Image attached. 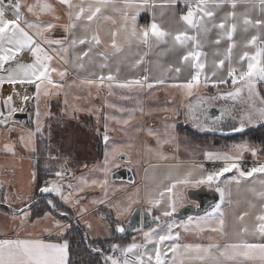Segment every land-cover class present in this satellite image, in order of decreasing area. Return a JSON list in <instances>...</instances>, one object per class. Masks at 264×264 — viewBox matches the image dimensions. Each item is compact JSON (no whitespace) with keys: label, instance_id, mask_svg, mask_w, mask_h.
<instances>
[{"label":"snow or ice","instance_id":"snow-or-ice-1","mask_svg":"<svg viewBox=\"0 0 264 264\" xmlns=\"http://www.w3.org/2000/svg\"><path fill=\"white\" fill-rule=\"evenodd\" d=\"M182 2L183 9L178 7L181 0H0V88L13 89L0 101V153L13 161L29 160V185L38 179L36 165L41 159L46 172L55 177L45 179L39 188L47 208L36 213L32 196L16 187L14 178L0 179V205L10 210L0 216L12 225H0V264H74L66 237L71 225L58 216H69L65 205L80 218L89 214L81 195L87 189L104 191L102 199L88 203L115 212V232L127 231L122 217L129 218L128 227L142 231V242L133 237L126 245H110L119 255H103L104 249L89 243L105 264H264V148L247 140L225 150H204L201 162L168 164L164 178L154 187L146 186L143 196L135 187L124 200L108 199L114 169L138 166L142 155L164 162L178 161L182 148L194 155L200 145L191 144L187 136L182 145L176 132V118L181 115L205 134L243 133L249 125H264V96L257 89V83L264 82V0ZM166 9L169 15L163 19ZM142 12H151V22L138 23ZM150 54L154 60L148 59ZM169 54L175 57L173 62L162 63ZM125 70L128 74L122 75ZM71 72L76 76L70 77ZM183 73L187 78L180 81ZM229 83L230 90H220ZM17 85L24 89L22 96ZM29 87L34 90L31 94ZM209 87L216 89L214 95L200 94L201 88ZM157 88L176 89L183 100L195 97V103L182 100L178 107L146 109L141 97L146 93L153 99ZM102 93L103 108L109 110L102 132L104 160L88 175H76L67 157L53 154L52 144L45 145L46 156L38 148V138L51 139V125L45 122L53 113L47 101L63 94L70 107L66 116L75 119L76 113L87 112L99 123L100 107L69 106L68 96L88 101ZM14 96L25 103L34 100V127L14 119L17 112L26 111L13 103ZM217 100L238 101L243 107L236 111L234 105L221 106L219 114L211 113ZM157 112L166 114L162 128L140 123ZM117 132L126 141L110 144V133ZM142 136L155 141V146ZM246 153L256 158L254 166H243ZM11 167L14 177L15 163ZM200 190L214 191L219 198L203 207L190 199V193ZM242 191L250 194L243 200ZM141 203L144 210L135 207ZM187 204L202 214L177 219ZM145 212L155 226L143 231L131 217L139 214L143 225ZM100 219H105L103 213ZM83 222L93 229L91 222Z\"/></svg>","mask_w":264,"mask_h":264},{"label":"crops","instance_id":"crops-1","mask_svg":"<svg viewBox=\"0 0 264 264\" xmlns=\"http://www.w3.org/2000/svg\"><path fill=\"white\" fill-rule=\"evenodd\" d=\"M178 7L180 9H183L184 5H183L182 0H181V3L179 4ZM157 12L159 13V9L157 10ZM168 15H169V10L166 9L165 10V16L163 17V19H167ZM151 19H152L151 12H142L140 18H138V23H140V24L149 23V22H151ZM23 59H24L25 62H28V60H29L27 55H25L23 57ZM148 59L154 60L155 57L150 54ZM174 59H175V57H173V56H171V54H169V55L163 57L161 59V62L167 64V63L173 62ZM127 74H128L127 70L122 72V75H127ZM75 76H76L75 72H71L70 73V77H75ZM186 78H187V73H183L180 76L179 79H180V81H183ZM168 80L170 82H174L173 81V77H171V76L168 77ZM230 87H231V85L229 83V85L226 88H222L220 90L221 91H227V90H230ZM16 88H17V90H19L21 92V96H22L24 94V89H22L19 85H17ZM257 89L260 91V94H261V91L264 90V82H258L257 83ZM207 90L201 88L200 94L201 95L211 96V95H214L215 92H216V90H215V92H209ZM12 91H13V89H12V86H10V85H4L2 88H0V101H2L8 94H11ZM27 91L29 92V94H31L34 90L31 87H29L27 89ZM76 94L81 95V96L84 95V93H76ZM104 95H101L100 97H96L94 95L93 97L89 98L88 101H85L84 99H81L79 101H75L73 99V95L70 94L68 96V101L71 102L70 105H72L73 103H77V104H80V105H87V106H90L91 104H95L96 106L101 108L102 117H104V114L109 111L108 109L103 108V97H104ZM52 98H53V100L50 101V99H49L47 101L48 104H50L51 102H54V100H56L57 103H59L58 107L60 109H63L64 112L70 110V107H66L65 104H64V95L63 94H61L60 96L52 97ZM141 98H142V100H143V102L145 104L146 109L148 107H152V108L178 107V106H180L181 101L183 100L182 95L176 89H173V88H167V89H165V88H157L155 90V96H154L153 99H149L148 95L146 93ZM109 99L112 100L111 97ZM193 100H195V97L189 98V100H183V103L187 104L190 101L192 102ZM147 102H148V106H147ZM13 103L16 105L14 100H13ZM214 103H216L218 106H233L234 105L236 111H239L243 107V105L240 102H238V101L237 102H233L231 100H228V101L217 100ZM181 111H183L182 108H181ZM78 113H80V116L83 117V118L90 117V118L94 119V117L96 116V115H90L87 112H78ZM165 115L166 114H164V113L157 112V113H154L152 117H147V116L144 117L143 120L140 121V123H143L145 126H154V127H157V128H162L163 124H158V123H159L160 119H165ZM168 118L172 119L171 116H168ZM176 123H177L176 132L179 135V137H180V135L183 136V137L187 136L189 138V142L191 144L200 145L199 148L194 149V155H189V153H186L185 156H182L181 153L179 152L177 154L178 157H179L178 161H167V162L159 161V160H156L154 158H150L147 155H142L140 157L141 162H140V164L138 166L135 163L132 164V165H135L137 167V169H135L136 172L133 171V169H132V172H133V175H134L135 184L121 182V181H119V182L113 181V187L110 188L109 191H108V199H109V201L115 202V200L117 198L122 197L123 195H128L130 192H132L134 190L135 187H139L141 189V196H143V193H144V190H145L146 186L147 187H154L161 179L164 178V176L167 173V165L168 164H174V163L191 164L193 161L201 162L202 159H203L202 152L204 150H225L227 146H230L233 143H238V142H240L242 140H247L250 143H252V144H254V145H256L258 147V145L256 143H254L253 141H251L249 138L243 137V136H239L241 133H234V132L208 133L210 135L215 134L216 137L223 138L221 141H217L216 138H213L210 135L209 136H204L205 133L199 132L198 130L194 129L190 122L189 123H185L184 122V118H183L182 115L180 117L176 118ZM236 123H238V122H236ZM180 124H183L185 126H189L188 127L189 129H191L195 133H198L201 136H198V137L189 136V135L181 132L179 130V128H178V125H180ZM260 125L261 124L249 125L244 130V132L247 131V130L256 128L257 126H260ZM110 137H111V140L126 141V137H124L122 133H119L118 135H116L115 133H110ZM13 138L15 139L14 136H13ZM0 139H2V137H0ZM142 139L148 141L150 144L155 146V141L151 140L150 138H146V136H142ZM197 149H199L200 152H198L197 155H195V152L197 151ZM165 151L167 153L171 154L172 150H171V148L166 146ZM135 159H136V157H135ZM255 159L256 158L252 157L250 153H246L245 154V160H255ZM204 163H206V162H204ZM153 165H155V167H153ZM82 174L86 175L87 172L86 171L82 172ZM78 175H81V174H78ZM100 175H102V174H100ZM13 178L14 177H11L10 179H13ZM16 180H17V178H16ZM27 192H29V194H31V196H33V193L35 192V184L34 185H30V188L27 190ZM87 192H90V191L86 190L85 193L81 194V195H83L85 197V199L82 201V203H84V204H87L88 201H91L93 199H97V198L102 199L104 197V194H102L100 196L99 195H97V196L95 195V196H90L89 197V194ZM215 194L217 195V199H218L219 198L218 194L217 193H215ZM248 195H250V194L245 193V192L242 191L241 194H240V198L243 200ZM234 196H235V190H234ZM87 199H89V200L86 203ZM138 206L141 207L142 209L146 208V206L143 203H141ZM88 207L90 208V212H89V214H86L83 218L78 217L75 214V212L73 211V218L75 220H77V222L79 223V225L81 227H82V225L80 224V222L82 220H85L86 218H89L93 214H95L97 216L98 213L99 214H101V213L104 214L105 219H107V221L109 223V226L111 227L109 219L107 218V214L106 213H108L110 215V217L115 220L116 219V214H115L114 211H110L107 208L106 205H91V206H88ZM4 210L10 211L8 209H4ZM154 214H157V213L154 212ZM123 218H125V219L122 220ZM186 218H183V219H186ZM127 219H128L127 217H122L121 218V223H124ZM7 222H8L7 224L9 226V228H11L12 225H11L10 219H8ZM64 222H66V221H64ZM111 228H112L111 229L112 230V236L110 238L113 237V233H114L113 227H111ZM142 230L146 231L147 229H142ZM137 232L138 233H135V234H138V237H136V238L139 239L138 242H142V238H143L142 237V231H137ZM110 238H108V239H110ZM96 239H98V238H96ZM131 242H130V239H129L128 243H131ZM128 243H126V244H128Z\"/></svg>","mask_w":264,"mask_h":264},{"label":"rangeland","instance_id":"rangeland-1","mask_svg":"<svg viewBox=\"0 0 264 264\" xmlns=\"http://www.w3.org/2000/svg\"><path fill=\"white\" fill-rule=\"evenodd\" d=\"M212 89L214 90L215 88H212ZM215 90L213 92H215ZM102 95H104V94L102 93ZM112 99H114V98H112ZM51 100H53V98H51L50 101ZM116 102L121 103V104H125V105L130 104V102H127V101H116ZM70 104H71V102L69 101V105ZM33 105H35V102L33 103ZM49 105H50L51 109L58 110L55 113V114H57L55 116H58L60 114H65L64 110L60 109L58 107L59 103H57L56 100H54V102H51ZM47 106H48V102H47ZM147 106H148V102H147ZM44 109H45V105L42 102L41 103V110L43 111ZM61 119H62V121L60 124L55 122L54 128L53 127L51 128L53 154L54 155H60L62 157V154L68 153V150L72 151V153H74L77 157V159L75 160V163H74L75 168L73 169V171L75 172V174L77 172H81L80 174H82V172L86 171L87 172L86 175H88L90 170H92L94 168V166L102 164L103 160H104V153L106 150V146L103 142V137H102L104 117H102V113H100V121L98 123L97 118L95 116L93 126L89 125L87 123L86 118L81 117L80 113H76L75 119H71L70 116H66V115L64 118L61 117ZM72 120H74L75 123L77 124L76 127L74 125V121L72 122ZM163 121H164V119H160L158 124H163ZM58 125H61L60 128L54 130ZM180 125L181 126L179 127V130L181 131L183 124H180ZM97 128H99V130H100L99 133H97ZM89 129H91V130H89ZM87 130H89V131H87ZM84 131H87V132H84ZM100 134H101V142L100 143H101V147H102V156H100V159L98 160L96 155H95L96 154L95 148L97 147L98 143H97V141L92 142V140L96 136L98 138ZM115 134L118 135L119 133L117 132ZM91 136L93 137L92 140L89 139V138H91ZM14 137H15V134H14ZM45 137H47V134H45ZM146 138H148V137H146ZM54 139H56L59 142L55 143ZM180 139H181V143L183 145L185 143L184 137L180 135ZM42 141H43V139L38 138V148H40L41 151L44 152L42 150V147H41ZM112 141L120 142L122 140H110V144ZM257 145L260 148V145L259 144H257ZM70 146L72 148H69ZM198 152H200L199 149H197V151L195 152V155H197ZM180 153L182 156L186 155V152L183 151V148L181 149ZM20 154L26 156V153L24 152L23 149H20ZM134 160H135V157H134ZM13 163H15L14 179L16 182V187L23 188L25 193L29 194V192H27V190L30 188L28 181L30 178L31 168H30V162L27 158H25L22 161L19 159L13 161V158L11 156H7V155L0 153V179L10 180V178L13 177L12 167H11L13 165ZM40 165H41L40 168H42V166L44 165L43 159L40 160ZM85 165H87V168L84 167ZM122 166L131 167V169H133V171H135V172H136L135 169H137V167L135 165H122ZM71 174L69 176H71ZM95 175L100 176V173H95ZM15 177L17 178V180ZM43 184H44V180L40 181V185H43ZM35 186H36V183H35ZM87 191H90V192H87L89 194V197L95 196V195L100 196V195L104 194V191L101 189H87ZM126 197H127V195H123L122 197L117 198L115 201L124 200ZM97 199H99V198H97ZM88 200L89 199L86 200V203ZM86 205L91 206V204H89V203H87ZM135 207H138V205H136ZM4 209L5 208L0 207V212L6 211ZM124 219L125 218H123L122 220H124ZM86 220H88L89 222H91L93 224V229H91V230L87 229L83 220L80 222V224L84 228V231L86 232V234L90 240H94L96 238L108 239L112 236V230H111L112 228L109 227L108 230H106V228H105L106 225L109 226L107 219L101 220L99 213L97 214V216L95 214L91 215L89 218H86ZM7 223H8L7 220L3 216H0V225H4ZM151 226H155L154 222ZM113 227H115V225ZM135 233H138V232L135 231L131 234L130 242L132 241L133 237H138V234H135ZM136 241L138 242L139 239L136 238ZM124 245H126V244H124Z\"/></svg>","mask_w":264,"mask_h":264},{"label":"trees","instance_id":"trees-1","mask_svg":"<svg viewBox=\"0 0 264 264\" xmlns=\"http://www.w3.org/2000/svg\"><path fill=\"white\" fill-rule=\"evenodd\" d=\"M228 85L221 86L222 88H226ZM215 90V89H214ZM211 87L208 88L209 92L214 91ZM261 95L264 96V90L261 91ZM181 125H178V128ZM181 132L189 135V136H201L198 133H195L188 127L183 126ZM210 134H205L204 136H209ZM213 138H216L217 141H221L223 138L221 137H216L215 134L210 135ZM239 136L247 137L251 141H253L256 144L260 145V148H264V125L257 126L256 128L247 130L243 133H241ZM40 180L37 179V184L39 185ZM47 205L45 203H39L35 206L32 207V211L34 213L40 212L42 209H46ZM107 218L109 219L111 227H113L115 224L113 223L115 220L110 217L108 213ZM131 235H117L113 236L110 239H94L90 240L89 243L92 244V247H101L104 249V253L107 254L111 249L110 245L113 243H119L121 245H124L129 242ZM66 237L69 238L70 240V245L72 248V253H71V259L73 260L74 264H102L101 258L97 253L90 252L85 244V241L80 233V231L74 226L71 225V228L68 230L66 233Z\"/></svg>","mask_w":264,"mask_h":264},{"label":"water","instance_id":"water-1","mask_svg":"<svg viewBox=\"0 0 264 264\" xmlns=\"http://www.w3.org/2000/svg\"><path fill=\"white\" fill-rule=\"evenodd\" d=\"M31 101L33 102L34 100H31ZM192 103H195V100H193ZM220 107L221 106H218L216 103H214V106L210 109V112L215 113V114H219V108ZM14 119L20 121L23 124L27 123L28 113L27 112H17L14 116ZM129 168H131V167L122 166L119 169H114L112 181H115V182L121 181V182H126V183H130V181H134V175H133L132 169H131V171H129ZM38 196L39 197L37 199H35L33 202H31V207L40 201H46L44 199L43 194H41L39 190H38ZM190 199L195 200L198 203H201L203 207H207L209 202L217 200V195L213 191L200 190L199 192H196L194 195H192L190 193ZM0 207L8 209L6 205H0ZM137 208L144 210L139 206ZM197 214H202L201 210H197L192 204H187L186 207L184 209H182L180 211V213L177 214V219H183V218H186L188 215H197ZM58 217L59 218H65V219H67V221L69 223H72L80 231L88 250L90 252H93L88 247L89 238H88L86 232L84 231V229L79 225V223H77V221H75L73 219V217L70 215L68 217H60V216H58ZM128 219L123 223L126 226L127 231L125 233H121L122 235H131L133 232L136 231L133 228L128 227V224H127ZM131 219H132L133 224H135L137 228L142 227V229H147L149 225L153 224L151 216H148L146 212L144 213V216H143V225H141V223H140V215L139 214L134 216V217H131ZM93 253H97V252H93ZM97 254L100 256L102 264H105V261L103 259V256L101 255V253H97ZM103 255H105V253H103Z\"/></svg>","mask_w":264,"mask_h":264},{"label":"flooded vegetation","instance_id":"flooded-vegetation-1","mask_svg":"<svg viewBox=\"0 0 264 264\" xmlns=\"http://www.w3.org/2000/svg\"><path fill=\"white\" fill-rule=\"evenodd\" d=\"M14 101H15V103H16V106H18V107H25L26 108V111H24V112H27L28 113V121H27V123H24L23 125H25V126H27V127H34L35 125H34V120H35V115H34V109H35V105H33V103H34V101L32 102L31 101V99L29 100V101H27L26 103L24 102V101H22L19 97H14ZM48 106H49V109L51 110V112L53 113V116H52V118L50 119V120H47L45 123H46V125L47 124H50L51 125V128L53 127L54 128V123L55 122H57V123H61V121H62V119H61V117L62 118H64L65 117V114H60V115H58V116H55V115H57V114H55L58 110H53V109H51L50 108V105L48 104ZM71 118V117H70ZM72 119V118H71ZM16 120V119H15ZM86 120H87V123L89 124V125H91V126H93V123H94V119L93 118H90V117H86ZM16 121H18V120H16ZM74 120H72V122H73ZM20 122V121H19ZM21 123V122H20ZM74 125H75V127L77 126V124L75 123V121H74ZM60 126L61 125H58L54 130H56V129H58V128H60ZM183 126H185V125H183ZM186 127H189V126H186ZM51 128H50V131H51ZM71 128V127H70ZM89 130H91V129H89ZM89 130H87V131H89ZM87 131H84V132H87ZM48 133V129L46 128V131H45V134H47ZM90 140H92L93 139V137L91 136V138H89ZM54 141H55V143H58L59 141H57L56 139H54ZM96 142L97 141V147L95 148V151H96V157H97V159L99 160L100 159V156H102V147H101V134L99 135V137L97 138V136L92 140V142ZM52 144V138H51V140H48V139H43V141H42V143H41V147H42V150L44 151V149H45V145L46 144ZM54 143V142H53ZM69 148H72L71 146L69 147ZM43 154L46 156L47 155V152L46 151H44L43 152ZM62 157H67L68 158V161H69V167L70 168H72V169H74L75 168V166H74V163H75V160L77 159V157H76V155L74 154V153H72V151H70V150H68V153H66V154H62ZM40 161H39V163L36 165V169H37V174H38V180H40V181H42V180H45V179H55V177H54V175H50V174H48L47 172H46V170H45V168H44V165L42 166V168H40ZM81 172H77L76 174L78 175V174H80ZM71 173H69L68 175H70ZM39 181V182H40ZM43 185H40V183H39V185L37 184V181H36V186H35V192L33 193V196H32V202L35 200V199H37L39 196H38V190H39V188L40 187H42ZM58 199V198H57ZM39 203H45L46 204V201H40V202H38L37 204H39ZM37 204H35V205H37ZM35 205H33V206H35ZM47 205V204H46ZM32 206V207H33ZM68 211H69V215L70 216H72L73 217V210L71 209V207L70 206H68V205H65L64 206ZM61 219H63L64 221H66V223H69L68 221H67V219H65V218H61ZM74 219V218H73ZM75 220V219H74ZM75 221H77V220H75ZM78 223V222H77ZM70 225H73L72 223H69ZM113 231H114V233H113V236L115 237V236H117V235H122L121 233H117V232H115V227H113ZM122 236H125V235H122ZM105 255H107V254H105Z\"/></svg>","mask_w":264,"mask_h":264},{"label":"built area","instance_id":"built-area-1","mask_svg":"<svg viewBox=\"0 0 264 264\" xmlns=\"http://www.w3.org/2000/svg\"><path fill=\"white\" fill-rule=\"evenodd\" d=\"M254 162L255 160H245V164L243 165L244 167H251V166H254ZM205 166L206 167H211V164L206 162L205 163ZM107 255H119L118 252L116 253H113L111 250L107 253Z\"/></svg>","mask_w":264,"mask_h":264}]
</instances>
